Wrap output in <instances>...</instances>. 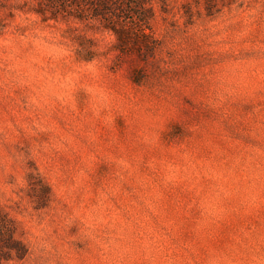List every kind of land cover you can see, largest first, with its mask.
Here are the masks:
<instances>
[{
	"label": "rangeland",
	"instance_id": "rangeland-1",
	"mask_svg": "<svg viewBox=\"0 0 264 264\" xmlns=\"http://www.w3.org/2000/svg\"><path fill=\"white\" fill-rule=\"evenodd\" d=\"M150 53L0 0V209L21 264H264V0H151Z\"/></svg>",
	"mask_w": 264,
	"mask_h": 264
},
{
	"label": "trees",
	"instance_id": "trees-1",
	"mask_svg": "<svg viewBox=\"0 0 264 264\" xmlns=\"http://www.w3.org/2000/svg\"><path fill=\"white\" fill-rule=\"evenodd\" d=\"M36 12L44 20L97 21L116 38L117 48L131 44L134 50L150 53L156 40L150 33L154 16L151 0H34ZM28 254L24 241L17 235L15 220L0 209V264H21Z\"/></svg>",
	"mask_w": 264,
	"mask_h": 264
}]
</instances>
